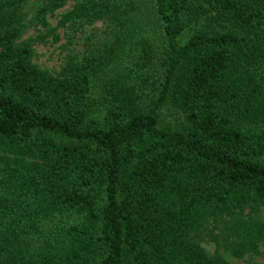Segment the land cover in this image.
Wrapping results in <instances>:
<instances>
[{
    "label": "trees",
    "instance_id": "trees-1",
    "mask_svg": "<svg viewBox=\"0 0 264 264\" xmlns=\"http://www.w3.org/2000/svg\"><path fill=\"white\" fill-rule=\"evenodd\" d=\"M26 1L0 0V264L258 253L264 0H75L47 33L102 20L108 39L55 74L20 39Z\"/></svg>",
    "mask_w": 264,
    "mask_h": 264
},
{
    "label": "rangeland",
    "instance_id": "rangeland-1",
    "mask_svg": "<svg viewBox=\"0 0 264 264\" xmlns=\"http://www.w3.org/2000/svg\"><path fill=\"white\" fill-rule=\"evenodd\" d=\"M74 1L67 0L62 7L48 14V26L33 23V14L40 0H27L23 8L28 24L20 39L31 42L33 61L41 68L54 74L61 70L66 56L80 53L87 42L88 46L92 47L94 44L108 39V28L102 20L78 25L76 28L70 26L57 27L54 33L51 31L47 33V28L54 26L60 18L61 13L69 9ZM141 9L145 14L148 13L147 8L145 9L142 6ZM54 34L57 35L55 40L53 39ZM262 215H264V210L262 211ZM201 244L210 253L215 250V244L211 241L203 240ZM218 251L232 264H264V244L259 246L258 253L252 255L245 254L240 257H236L222 248H219Z\"/></svg>",
    "mask_w": 264,
    "mask_h": 264
}]
</instances>
